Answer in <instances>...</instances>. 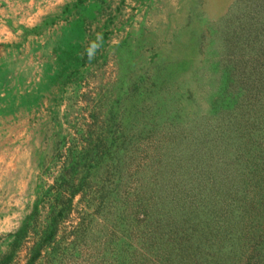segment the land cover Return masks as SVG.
I'll return each instance as SVG.
<instances>
[{"label":"rangeland","instance_id":"374dc122","mask_svg":"<svg viewBox=\"0 0 264 264\" xmlns=\"http://www.w3.org/2000/svg\"><path fill=\"white\" fill-rule=\"evenodd\" d=\"M251 164L264 175V0H0V264H264L234 218L264 217ZM179 179L224 208L152 243L138 195Z\"/></svg>","mask_w":264,"mask_h":264},{"label":"trees","instance_id":"16d2710c","mask_svg":"<svg viewBox=\"0 0 264 264\" xmlns=\"http://www.w3.org/2000/svg\"><path fill=\"white\" fill-rule=\"evenodd\" d=\"M238 123L239 120H235L234 131L236 132L238 140H240L241 136ZM248 131L249 133L246 135L247 140H251V128H248ZM230 140L234 141V138ZM254 149L255 146L252 148V150ZM250 156L252 159L253 155ZM160 159L161 161L159 164H162L163 161L170 160V158H167L166 156L164 157V151L161 153ZM167 165H171L172 167V161L171 163H167ZM258 171L259 170L257 169H253V164L250 165V168L247 172L246 170H244V172L250 175L248 176V178H245V183L252 182L251 185H259L261 181L264 180V175L254 177V174L255 176L258 175ZM202 175H206V177H202ZM202 175L200 174V172H197L196 178H199V181L201 182H207L209 180L208 171L206 170V173ZM178 181L183 184L181 188L179 187V183H177L176 180H174L173 183L170 181V183L168 182L163 186L155 185V187L159 190L156 189L157 192L155 193L154 199L151 201L150 198L151 202L149 201V198L147 196H144L145 199H142V196L138 195L139 201L141 203H144V206L142 205L144 215L142 218L143 228L144 231L149 235V237H147V240H152V243L159 236L163 235L161 229H163L164 226H170L176 229L182 228L181 232L183 233V228L187 229L191 225V222L194 223V221L195 224H192L191 231L194 235H198L196 238L200 237L205 233L208 234L210 219H215L218 214L212 213L211 210L213 209L207 210L205 208L206 205H209L207 201L211 200L210 202L214 204L219 200L221 208H224L223 200L219 198L220 196L217 195L213 197L204 198L202 195H200L198 198H195L193 195L190 194L191 187L188 185V182L184 184L180 179ZM182 191H184L185 193H183V197ZM262 199L263 198H261V200ZM142 200H144V202ZM238 200L239 202H243L244 206L247 203L246 196H244V198H238ZM230 206L227 205L224 213L230 212ZM249 209L250 208H248V210ZM238 212L239 213L234 218L236 222L240 223V230H238L237 234L240 241L241 250L245 248L241 245V241L243 240L246 242L248 247H250V254L253 258L255 255L257 256L258 254L259 256H264V217H258L253 214H247L245 213V209H243V212ZM183 239H185V236H183V238L180 237L179 241L183 242ZM201 242H205V240L197 241L196 254L200 253ZM232 245L233 243L228 244V254L233 249ZM153 248L154 250L160 248V244L153 245ZM172 249L174 250L175 254L179 256L181 255V252L183 253L185 247L183 246L181 252L178 247L173 246ZM157 256L158 255H156V257ZM188 264H199V261L197 259H193Z\"/></svg>","mask_w":264,"mask_h":264}]
</instances>
